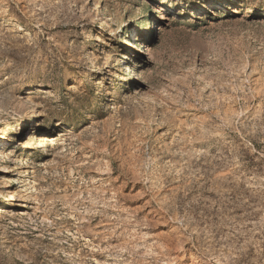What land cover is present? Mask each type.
<instances>
[{"label": "rangeland", "instance_id": "rangeland-1", "mask_svg": "<svg viewBox=\"0 0 264 264\" xmlns=\"http://www.w3.org/2000/svg\"><path fill=\"white\" fill-rule=\"evenodd\" d=\"M0 264H264V0H0Z\"/></svg>", "mask_w": 264, "mask_h": 264}, {"label": "bare ground", "instance_id": "bare-ground-1", "mask_svg": "<svg viewBox=\"0 0 264 264\" xmlns=\"http://www.w3.org/2000/svg\"><path fill=\"white\" fill-rule=\"evenodd\" d=\"M5 138V136L4 135H1L0 136V139H1V141H2V139H4Z\"/></svg>", "mask_w": 264, "mask_h": 264}]
</instances>
